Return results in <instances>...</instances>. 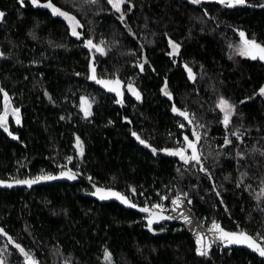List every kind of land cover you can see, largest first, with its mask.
Returning a JSON list of instances; mask_svg holds the SVG:
<instances>
[{
	"label": "trees",
	"instance_id": "1",
	"mask_svg": "<svg viewBox=\"0 0 264 264\" xmlns=\"http://www.w3.org/2000/svg\"><path fill=\"white\" fill-rule=\"evenodd\" d=\"M53 3L80 20V39L64 19L30 0H0V88L20 109V123L9 120L18 139L0 127V178L57 175L64 165L81 182L0 188V228L12 237L0 233V262L25 264L18 243L39 264H264L244 249L198 256L183 227L149 228L133 211L82 195L114 188L138 205L169 209L176 195L187 193L203 223L264 234V64L235 51L241 31L264 43V0L235 8L216 0H126L123 22L107 0ZM86 38L103 40L105 53L86 47ZM170 39L180 45L171 56ZM92 67L98 78L123 82L122 104V97L89 79ZM165 80L171 99L163 94ZM129 83L140 100L127 90ZM221 96L235 105L227 128ZM82 98L91 105L88 116ZM173 104L188 111L194 127L171 113ZM4 106L0 92V113ZM193 128L211 176L194 162L159 151L177 146L184 135L195 140ZM237 129L240 138L233 135Z\"/></svg>",
	"mask_w": 264,
	"mask_h": 264
},
{
	"label": "snow or ice",
	"instance_id": "2",
	"mask_svg": "<svg viewBox=\"0 0 264 264\" xmlns=\"http://www.w3.org/2000/svg\"><path fill=\"white\" fill-rule=\"evenodd\" d=\"M21 5H23L24 0H19ZM32 5L43 7L45 9L51 10V13L55 16L62 17L65 21H67L68 27L71 31V35L74 37H81L82 33L78 31V28H83V25L80 23V20L77 19V17L70 12L63 10L62 8L58 7L55 3H53V0H44L43 3H41V0H30ZM94 3L95 0H92ZM193 4H199L201 3V0H191ZM217 3L223 5L226 8H235L236 6H243L247 3V0H216ZM107 3L111 5L113 9H115L116 12L120 13L119 19L123 22L125 19V12L123 9L124 4L126 3V0H107ZM4 16V12L0 11V18ZM240 35V43L236 47L235 51L237 54L243 57H248L252 60H260L264 61V43L257 42L255 38L249 39L246 34L241 31L239 33ZM84 43L89 49H95L96 52L103 54L105 52L104 47L102 45L104 44V41L101 40L99 43H94L92 38H86ZM169 43L173 49L172 52H169V55H173V53L178 54V50L180 48V45L171 39L169 40ZM141 71H143L144 64L141 63L139 65ZM189 74L190 79H195V76L192 72V69L188 67L187 64L184 66ZM79 75V73H77ZM89 79L95 81L97 84L102 85L107 91L111 93H115L117 97H122V86L123 82L119 78L115 79H105V78H98L96 74L95 67H92L91 69V75L89 76ZM127 90L131 92L133 96L137 100L141 99L140 92L134 87L133 84L129 83L127 85ZM163 94L171 99L172 94L167 90V81L165 80L164 86H163ZM0 92H3V98H4V104L5 108L3 113H0V127L4 129L5 132H8L9 136H12L13 133L8 130L7 126V117L9 115L8 107H9V95L4 89L0 88ZM259 93L264 96V87H261L259 89ZM84 101H86V98H82V110L84 111L85 116L90 115L89 109L91 107L90 104H87V106H84ZM117 103L122 104L123 100H117ZM218 107L220 111L223 113V119L222 123L224 124L225 128L229 126L231 123L232 116L235 113V105L230 103L229 100L224 98L223 96L219 97L218 99ZM172 111L174 113H177L179 116L183 117L185 120L188 121L189 124H192V119L189 118V113L186 109H180L173 104ZM20 109L19 108H13L12 114L15 116L16 123H20ZM127 120V117H125ZM130 122V121H129ZM180 128H184L185 125L181 123L179 125ZM200 127H203V125H200ZM132 135L141 143L145 144L147 147H150L153 153L157 152V149L152 147L151 145L146 144V140L141 139V137L136 133L132 132ZM191 135L195 137V140L190 139L189 135L183 136V141H177V146L174 147H165L160 149L159 151L165 152L171 156L179 157L181 161H183L185 164H191L195 163L200 166V170L207 173L209 176H211V173L208 172V169L203 166L202 160H201V152L198 149L197 145L198 142L201 139L200 134L195 130V128L192 129ZM234 136H237V138H240L239 129L233 132ZM17 138L18 137H14ZM225 144L231 143V140L225 138L224 141ZM77 148L80 151V154L83 155V147L82 142L79 140V137H77ZM191 150L190 154L188 150ZM69 161H71V157L67 158ZM61 171L59 172V175H54L52 173H42L40 175H36L31 178H25V179H15L14 181L8 182L4 180H0V185H7V187H12L13 184L16 185H26L29 188H31L34 184H39L42 181H52L55 179H58L60 177H66L69 180H75L77 178V173L74 172L71 168H67L64 165H60ZM89 180H91V177H88ZM95 187V185H93ZM135 191V189H133ZM262 192H264V189H262ZM94 196H98L100 200H106L109 198H116L117 200L121 201L124 204H127L133 208L137 207V204L133 203L126 195L122 194L121 192L115 191L112 188H99L96 187L95 192L92 193ZM219 195V193H217ZM162 199L167 200L168 197L164 196ZM185 200H187L188 204H191V199L188 198L187 193H180L175 196L171 200V204L173 205L172 211H176L178 213L177 216L172 215H166V212L168 211V208L163 203H153L151 206H148L145 204L143 207H140V211L143 213H147V224L148 227L151 228L153 223L164 221V220H172V219H183L185 223L190 224L192 221L188 215H185L183 211H180V208L184 205ZM208 232L211 234L208 240H205V234L202 232L197 231L196 233V240L195 243L197 245L196 252L200 256H206L208 255L211 247L212 242L214 240H218L222 242L225 245H246L247 247L251 248L255 252H258L261 257H264V234L257 233L256 236L250 235L245 231H226L221 225L216 222L215 220L212 221L211 227L208 229ZM0 233H2L4 236H7L8 239L11 241L12 237L8 236V233L4 231L3 228H0ZM15 247L19 250V252L23 255L25 264H39V261L31 255L25 248H23L20 244H16ZM104 258L106 261H110L111 259V253L105 249L104 252ZM2 264V262H0Z\"/></svg>",
	"mask_w": 264,
	"mask_h": 264
},
{
	"label": "water",
	"instance_id": "3",
	"mask_svg": "<svg viewBox=\"0 0 264 264\" xmlns=\"http://www.w3.org/2000/svg\"><path fill=\"white\" fill-rule=\"evenodd\" d=\"M171 113L178 117V118H181L183 120H185L183 117L179 116L177 113H174L172 110H171ZM190 118V116H189ZM191 119V118H190ZM187 123L188 121L185 120ZM189 124V123H188ZM191 125L192 127L193 126V122L192 124H189ZM59 174H57L58 176ZM0 180H3L0 178ZM4 181H8V182H11L10 180H4ZM14 181V180H12ZM81 182V179L79 177V175L77 174V178L75 180H69L67 179L66 177H60L58 179H55V180H52V181H42L40 182L39 184H34L31 188H37V187H41L43 185H51V184H58V183H70V184H78ZM0 188L1 189H18V188H25V189H30L28 186L26 185H16V184H13L12 187H7V185H0ZM99 188H107V187H99ZM113 190L115 191H118V192H121L117 189H114L112 188ZM96 190V189H95ZM95 190L93 191H90V192H84L82 195L84 197H87L89 199H92V200H95L97 201L98 203L100 204H117L119 206H121L122 208L124 209H127V210H130V211H133L137 214H139L140 216H142L144 218V222L147 224V213H143L141 212L139 209L141 206H138L136 208H133L127 204H124L122 203L121 201L117 200L116 198L112 197V198H109V199H106V200H100L98 196H94L92 195L93 192H95ZM122 193V192H121ZM123 194V193H122ZM128 197V196H127ZM129 198V197H128ZM130 199V198H129ZM172 208H173V205L170 204V208L169 210L166 212V215H172V216H177L178 213L176 211H172ZM180 211H183L185 213V215H188L191 219V223L188 224V223H185L183 219H172V220H164V221H159V222H156V223H153L152 225V228H156V227H160L164 224H175V225H178V226H181L183 227L186 232L192 237L193 239V242L195 244V249L197 247L196 243H195V240H196V233L197 231L199 232H202L205 234V240H208L209 237H210V233L208 232V229L211 227V224L209 225H206L205 223H203L202 221H200V219L198 218L197 216V213L196 211L192 208V206L190 204L187 203V200H185V203L184 205L180 208ZM219 223V222H218ZM220 224V223H219ZM148 225V224H147ZM221 225V224H220ZM221 227H223L221 225ZM224 228V227H223ZM225 229V228H224ZM226 231H230V230H227L225 229ZM224 247L225 249H244V250H247L251 253H253L254 255H256L258 258H260L261 260H264V257H261L259 255L258 252H255L254 250H252L251 248L247 247L246 245H225L223 244L222 242L218 241V240H214L212 242V247L210 249L209 252H212L214 251L215 249H217L218 247ZM197 253V252H196ZM198 256H200L198 253H197Z\"/></svg>",
	"mask_w": 264,
	"mask_h": 264
},
{
	"label": "rangeland",
	"instance_id": "4",
	"mask_svg": "<svg viewBox=\"0 0 264 264\" xmlns=\"http://www.w3.org/2000/svg\"><path fill=\"white\" fill-rule=\"evenodd\" d=\"M188 1H190L191 2V0H188ZM202 1H205V0H201V2ZM200 4V3H199ZM35 6V5H34ZM36 7H38V6H36ZM38 8H43V7H38ZM43 9H45V8H43ZM47 10H49V9H47ZM50 12H51V10H49ZM53 16H55V15H53ZM55 17H58V16H55ZM60 18H62V17H60ZM63 19V18H62ZM67 22V21H66ZM78 31H80V28H78L77 29ZM75 38H77V37H75ZM81 37H79V38H77V39H80ZM86 45V44H85ZM87 47V46H86ZM95 54H101V53H98V52H96L95 51V49H91ZM105 53V52H104ZM103 53V54H104ZM260 61V60H259ZM263 64H264V61H261ZM264 97V96H263ZM122 100L124 99V97H122L121 98ZM4 108H5V106H4ZM13 108H15L14 106H13V104L9 101V107H8V111H9V115H8V117H7V126H9V124H8V119L11 117V118H13V119H15V116L12 114V109ZM4 111V110H3ZM3 113V112H2ZM192 118V117H191ZM3 130V129H2ZM4 131V130H3ZM7 134H8V132H6ZM12 137H15V136H12ZM190 154V153H189ZM224 247H218V249H220V250H222ZM229 250H231V249H229Z\"/></svg>",
	"mask_w": 264,
	"mask_h": 264
},
{
	"label": "flooded vegetation",
	"instance_id": "5",
	"mask_svg": "<svg viewBox=\"0 0 264 264\" xmlns=\"http://www.w3.org/2000/svg\"><path fill=\"white\" fill-rule=\"evenodd\" d=\"M10 119H13V118L10 117V118L8 119V124H9V126H8V130H9V131H11V126H10V123H9V120H10ZM1 129H3V128L1 127ZM3 130H4V129H3Z\"/></svg>",
	"mask_w": 264,
	"mask_h": 264
},
{
	"label": "bare ground",
	"instance_id": "6",
	"mask_svg": "<svg viewBox=\"0 0 264 264\" xmlns=\"http://www.w3.org/2000/svg\"><path fill=\"white\" fill-rule=\"evenodd\" d=\"M191 118V117H190ZM193 121V120H192ZM124 194V193H123ZM124 195H126V194H124ZM126 196H128L129 197V195H126ZM130 198V197H129ZM130 200H131V198H130ZM132 201V200H131ZM133 202V201H132ZM134 203V202H133ZM136 204V203H135ZM138 205V204H137ZM138 206H141V205H138ZM141 207H143V206H141ZM170 208V207H169ZM169 210V209H168ZM207 225V224H206ZM249 234V233H248ZM251 235V234H250Z\"/></svg>",
	"mask_w": 264,
	"mask_h": 264
}]
</instances>
